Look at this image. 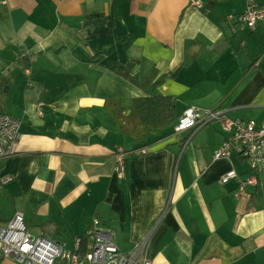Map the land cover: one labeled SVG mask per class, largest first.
Segmentation results:
<instances>
[{
	"label": "crops",
	"instance_id": "obj_1",
	"mask_svg": "<svg viewBox=\"0 0 264 264\" xmlns=\"http://www.w3.org/2000/svg\"><path fill=\"white\" fill-rule=\"evenodd\" d=\"M0 1V114L21 122L16 153L0 159V226L22 212L68 252L101 228L152 264H264V174L234 152L215 159L224 123L136 140L115 113L160 95L179 117L197 107L264 124V21L233 17L248 0ZM0 264L21 263L0 251Z\"/></svg>",
	"mask_w": 264,
	"mask_h": 264
},
{
	"label": "built area",
	"instance_id": "obj_2",
	"mask_svg": "<svg viewBox=\"0 0 264 264\" xmlns=\"http://www.w3.org/2000/svg\"><path fill=\"white\" fill-rule=\"evenodd\" d=\"M247 5L244 14L233 17L248 27H254L264 21V6L256 5L253 0H248ZM215 120L228 122L230 133L234 135V138L225 144L223 157L234 152L250 165L253 172L264 173V124L258 125L255 120L231 122L222 112L190 107L179 117L176 131H192V137L197 131ZM20 127L19 120L7 114H0V159L9 158L16 153L21 139ZM125 154L123 148H117L119 170L124 164ZM220 158H217L215 154V159ZM236 177V172L231 170L222 179L223 184ZM0 181L1 187L7 184L10 178H3ZM254 183V179L252 182L248 179L242 187ZM244 190L242 188L238 196ZM114 236L113 231L97 228L77 238L75 251L68 252L64 244L45 237L33 236L25 223L24 214L17 212L5 225L0 226V251L4 258L16 259L21 264H57L59 260L62 264H152L151 260L141 257L142 248L129 255L122 253L115 243ZM86 241L87 251L83 249Z\"/></svg>",
	"mask_w": 264,
	"mask_h": 264
},
{
	"label": "trees",
	"instance_id": "obj_3",
	"mask_svg": "<svg viewBox=\"0 0 264 264\" xmlns=\"http://www.w3.org/2000/svg\"><path fill=\"white\" fill-rule=\"evenodd\" d=\"M129 69L130 68H126L127 70L126 77L129 78L133 83L139 85V87H141L144 90H146L151 85V78H146L144 80L139 81L137 80V77H132L128 73ZM116 105H117L115 109L116 115L118 116V118L122 119V122H125L127 124V126L125 125L124 127V129L126 130L124 132H126L129 136L133 137L134 139L136 137V140L139 139L140 137H142V139L145 140L147 138L146 135L148 131L161 130L164 128L173 127L176 122H177L176 125L179 122V115L178 113H176V102L172 96L153 95V96H142L138 99H135L131 107V113L129 115L125 114L126 110L122 106H120L119 104ZM250 120H245V121H250ZM215 121H219V120H215ZM213 122H211L210 124H212ZM123 126L120 127V129H122ZM189 132H191L192 135L193 132L192 131ZM250 170L251 172L253 171L251 167ZM255 174L258 177L259 174H264V173L257 172ZM248 179L249 177L242 178V180L239 179V187L236 195L239 193L238 191H240L242 188L245 189L248 186L246 184L244 187H242V185H244L248 181ZM228 183H224V184H228Z\"/></svg>",
	"mask_w": 264,
	"mask_h": 264
},
{
	"label": "rangeland",
	"instance_id": "obj_4",
	"mask_svg": "<svg viewBox=\"0 0 264 264\" xmlns=\"http://www.w3.org/2000/svg\"><path fill=\"white\" fill-rule=\"evenodd\" d=\"M230 121H231V120H230ZM231 122H233V121H231ZM224 125H225V127L230 131V127H229V125H228V122H224ZM233 138H234L233 133H229V136H228L227 139L224 141V143H225V144L228 143V142L231 141ZM224 150H225V145H223L222 148L219 149V150L216 152V157H217V158L223 157V156H224V155H223V154H224ZM236 176H237V174H236ZM249 179H250V181L252 182L253 179H251V178H249Z\"/></svg>",
	"mask_w": 264,
	"mask_h": 264
},
{
	"label": "flooded vegetation",
	"instance_id": "obj_5",
	"mask_svg": "<svg viewBox=\"0 0 264 264\" xmlns=\"http://www.w3.org/2000/svg\"><path fill=\"white\" fill-rule=\"evenodd\" d=\"M238 178V175H237V177H236V179Z\"/></svg>",
	"mask_w": 264,
	"mask_h": 264
}]
</instances>
